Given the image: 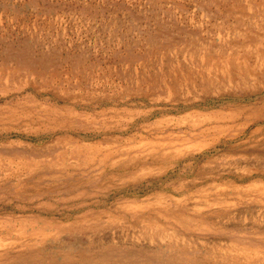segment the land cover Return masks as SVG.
<instances>
[{"label":"rangeland","instance_id":"rangeland-1","mask_svg":"<svg viewBox=\"0 0 264 264\" xmlns=\"http://www.w3.org/2000/svg\"><path fill=\"white\" fill-rule=\"evenodd\" d=\"M0 264H264V0H0Z\"/></svg>","mask_w":264,"mask_h":264},{"label":"bare ground","instance_id":"bare-ground-1","mask_svg":"<svg viewBox=\"0 0 264 264\" xmlns=\"http://www.w3.org/2000/svg\"><path fill=\"white\" fill-rule=\"evenodd\" d=\"M177 233V232H176ZM175 236V235H174ZM173 236V237H174ZM179 239H182L181 237L179 238V237H177V235H176V237H174V241H178ZM182 241V240H181ZM184 241H185V239L182 241L183 243H184ZM186 242V241H185ZM187 243V242H186Z\"/></svg>","mask_w":264,"mask_h":264}]
</instances>
